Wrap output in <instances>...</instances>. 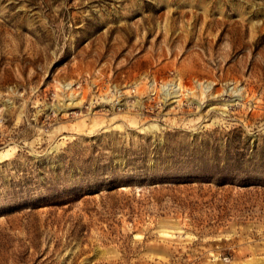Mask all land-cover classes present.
Instances as JSON below:
<instances>
[{
  "label": "rangeland",
  "instance_id": "obj_1",
  "mask_svg": "<svg viewBox=\"0 0 264 264\" xmlns=\"http://www.w3.org/2000/svg\"><path fill=\"white\" fill-rule=\"evenodd\" d=\"M0 264H264V0H0Z\"/></svg>",
  "mask_w": 264,
  "mask_h": 264
}]
</instances>
